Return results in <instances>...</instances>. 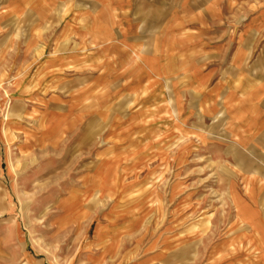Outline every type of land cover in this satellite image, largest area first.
Returning <instances> with one entry per match:
<instances>
[{"label": "rangeland", "instance_id": "1", "mask_svg": "<svg viewBox=\"0 0 264 264\" xmlns=\"http://www.w3.org/2000/svg\"><path fill=\"white\" fill-rule=\"evenodd\" d=\"M74 10L0 0V264H264L232 198L234 124L186 69L147 75L86 36L97 9L59 36Z\"/></svg>", "mask_w": 264, "mask_h": 264}, {"label": "crops", "instance_id": "2", "mask_svg": "<svg viewBox=\"0 0 264 264\" xmlns=\"http://www.w3.org/2000/svg\"><path fill=\"white\" fill-rule=\"evenodd\" d=\"M10 3L17 14L24 9H28V14L30 10L40 13L38 10L54 4L66 15L67 9H75L74 16H65L60 23L59 36H83V14L89 13L83 9H97L91 11L88 24L92 33L86 36L95 35L93 31L99 32V27L105 28L102 36L113 38L102 45L122 44L134 54L132 58L145 74L178 76L180 68H184L188 80L191 78L187 86L195 80L201 82L209 112H223L227 122L234 124L233 131L219 137L234 140L230 148L235 149V166L249 174L245 175L243 188L237 182L232 184V198L238 199L241 219L252 227L256 248L264 251V32L259 33L260 26H264V12H254L250 6L253 4L244 5V0H10ZM98 9L107 16L105 21L103 16L98 20L101 16ZM164 9H170L166 17ZM74 56L78 57L77 51ZM178 84L177 80L176 91Z\"/></svg>", "mask_w": 264, "mask_h": 264}]
</instances>
